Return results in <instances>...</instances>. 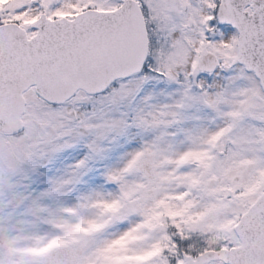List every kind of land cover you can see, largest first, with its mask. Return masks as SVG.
Segmentation results:
<instances>
[{
	"label": "snow or ice",
	"instance_id": "snow-or-ice-1",
	"mask_svg": "<svg viewBox=\"0 0 264 264\" xmlns=\"http://www.w3.org/2000/svg\"><path fill=\"white\" fill-rule=\"evenodd\" d=\"M0 264H264V0H0Z\"/></svg>",
	"mask_w": 264,
	"mask_h": 264
}]
</instances>
